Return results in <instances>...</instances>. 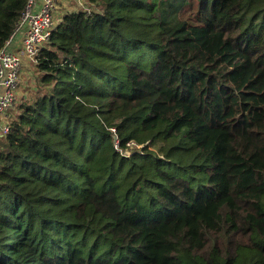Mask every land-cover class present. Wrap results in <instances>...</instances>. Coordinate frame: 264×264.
Returning a JSON list of instances; mask_svg holds the SVG:
<instances>
[{"label": "trees", "instance_id": "16d2710c", "mask_svg": "<svg viewBox=\"0 0 264 264\" xmlns=\"http://www.w3.org/2000/svg\"><path fill=\"white\" fill-rule=\"evenodd\" d=\"M86 3L0 138V264H264V0Z\"/></svg>", "mask_w": 264, "mask_h": 264}, {"label": "built area", "instance_id": "2783aa9c", "mask_svg": "<svg viewBox=\"0 0 264 264\" xmlns=\"http://www.w3.org/2000/svg\"><path fill=\"white\" fill-rule=\"evenodd\" d=\"M60 0H28L14 31L0 49V138L9 132L6 112L17 100L24 62L35 63L55 28L54 13ZM20 37L18 50L11 48Z\"/></svg>", "mask_w": 264, "mask_h": 264}, {"label": "rangeland", "instance_id": "374dc122", "mask_svg": "<svg viewBox=\"0 0 264 264\" xmlns=\"http://www.w3.org/2000/svg\"><path fill=\"white\" fill-rule=\"evenodd\" d=\"M82 10H91V8L87 5L86 0H60L57 6V11L55 12V23L58 24L62 17L67 13ZM37 76L38 74L35 70L34 63L29 60L25 61L17 89V100L13 107L6 112L7 116L13 118L15 114H17V106L20 99L31 95L36 85ZM133 151H136V149L130 150L129 153L131 154Z\"/></svg>", "mask_w": 264, "mask_h": 264}, {"label": "crops", "instance_id": "0c3cea01", "mask_svg": "<svg viewBox=\"0 0 264 264\" xmlns=\"http://www.w3.org/2000/svg\"><path fill=\"white\" fill-rule=\"evenodd\" d=\"M54 18H55V13H54ZM55 25H57V23H55ZM19 44H20V37H17L16 41L12 44L11 48L14 50H18Z\"/></svg>", "mask_w": 264, "mask_h": 264}]
</instances>
